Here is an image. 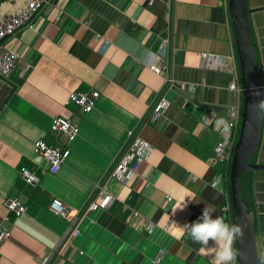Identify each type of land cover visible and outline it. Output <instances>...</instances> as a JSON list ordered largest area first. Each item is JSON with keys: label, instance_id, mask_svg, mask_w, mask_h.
<instances>
[{"label": "crops", "instance_id": "obj_1", "mask_svg": "<svg viewBox=\"0 0 264 264\" xmlns=\"http://www.w3.org/2000/svg\"><path fill=\"white\" fill-rule=\"evenodd\" d=\"M27 2L0 0V17ZM248 6L255 59L263 71L264 0H248ZM167 14L171 75L184 90H167L169 106L162 118L141 126L164 87L150 68L162 64L157 36L166 33ZM7 50L19 58L10 77H0V226L9 235L0 242V264L46 259L49 264H216L214 246L201 251L189 235L177 239L171 220L191 224L208 202L216 207L212 218L221 216L231 225L221 210L226 196L209 185L219 169L210 163L213 147L224 133L227 109L236 102L228 86L239 74L228 0H50L31 27L0 44V55ZM201 53L220 62L203 69ZM26 64L30 68L22 74ZM75 92L97 93L95 107L88 113L79 110L69 101ZM261 113L256 165H264V108ZM57 118L70 120L77 136L53 174L33 144H66L65 137L50 130ZM135 129L152 150L124 185L106 173ZM21 168L38 175L36 187L21 180ZM98 182L114 202L88 213L78 235L62 242L69 222L49 211V201H62L72 208V217ZM239 190L250 203L261 253L264 170L243 174ZM7 199L26 206L25 213H9L3 205ZM184 203L187 207L180 210ZM125 205L140 217L131 220Z\"/></svg>", "mask_w": 264, "mask_h": 264}, {"label": "built area", "instance_id": "obj_2", "mask_svg": "<svg viewBox=\"0 0 264 264\" xmlns=\"http://www.w3.org/2000/svg\"><path fill=\"white\" fill-rule=\"evenodd\" d=\"M49 2L50 0H28L17 12L0 17V40L12 36L25 27H31L33 17L42 10L44 6L49 4ZM165 30L166 33L164 35L157 36L158 44L156 47V54L159 59H162V64L160 67L150 68L153 73L162 79L164 87L159 97L151 104L148 113L142 120L141 126L148 122L156 123L162 118L165 110L169 106L168 101L164 98V93L167 90L170 89L177 92H183L184 90V86L174 81L171 75L172 63L169 59V54L172 25L170 24L168 14L166 16ZM18 58V54L14 50H7L0 55L1 78L8 79L10 77L11 73L16 68ZM219 58L220 57L214 55L201 53L200 67L203 69H211L214 64L220 62ZM29 68L30 65H24L22 74ZM261 73V77L264 78V70L261 71ZM261 89L264 93V80L263 82L261 81ZM228 90L233 95L236 102L227 109L224 133L220 141L213 147L210 163L214 167H219V171L217 170V172H215L209 185L212 188L219 187L220 191L223 192L222 194L226 196L225 204L221 210L228 216L231 222L232 209L228 192V176L233 148L238 139L241 125L243 89L240 73L237 76H233ZM96 98L97 93L94 92H75L69 95L70 103L84 113L90 112L95 107ZM50 130L52 133L65 137L66 144L64 146H57L49 145L44 141H37L33 144V151L44 159L49 166V171L54 174L67 158L69 152L67 145L77 136V128L70 120L57 118L53 119ZM127 137V141L106 173L107 178L115 179L124 185L128 184L135 177L139 167L148 158L152 150L150 145L141 139L139 129L130 131ZM19 175L21 180L29 187L34 188L39 184V177L32 170L21 168L19 170ZM169 200L171 199L167 198V201ZM113 202L114 197L106 191L104 183L98 182L94 184L93 191L88 197L86 205L81 210L74 211L72 217V208L65 205L62 201L52 199L49 201L47 207L54 215L69 222L68 231L62 239V242H64L78 235V225L88 213L108 209ZM3 205L9 213L15 216H20L26 211V206L19 203L16 199H7L4 201ZM124 208L129 210L131 220L134 221L140 217V214L136 210L127 205H125ZM147 228L152 229L153 225L149 222ZM8 236V233L0 226V242L6 241ZM258 257L260 263L264 264V251L258 253ZM50 260L51 259H46L40 264H49Z\"/></svg>", "mask_w": 264, "mask_h": 264}, {"label": "water", "instance_id": "obj_3", "mask_svg": "<svg viewBox=\"0 0 264 264\" xmlns=\"http://www.w3.org/2000/svg\"><path fill=\"white\" fill-rule=\"evenodd\" d=\"M228 12L232 23L243 89L241 125L229 170L231 225L238 224L243 229L242 238L234 241L235 249L239 251L236 264H261L254 232V215L250 203L242 199L240 195L239 183L243 174L264 170V165L252 163L257 152L262 123V108L260 107L264 101L261 89L262 73L254 54L250 22L251 10L248 0H228ZM4 40L6 37L0 40V44Z\"/></svg>", "mask_w": 264, "mask_h": 264}, {"label": "clouds", "instance_id": "obj_4", "mask_svg": "<svg viewBox=\"0 0 264 264\" xmlns=\"http://www.w3.org/2000/svg\"><path fill=\"white\" fill-rule=\"evenodd\" d=\"M264 108V103L260 105ZM196 198L193 197L189 202ZM215 199V197H213ZM197 203L201 201L196 200ZM205 206L202 210V215L197 221L191 224L179 225L171 220L173 226V235L177 239L183 237L185 234L191 237L192 242L201 245V251H207L210 247L216 248L215 261L216 264H236L239 256L238 249L233 247L234 241L242 238L243 229L238 224L229 225L224 222L223 217L216 216L212 218V214L216 211V207L208 202H204ZM187 207L184 203L182 207L178 206L180 210ZM170 219V218H169ZM212 242L210 246L209 242Z\"/></svg>", "mask_w": 264, "mask_h": 264}, {"label": "trees", "instance_id": "obj_5", "mask_svg": "<svg viewBox=\"0 0 264 264\" xmlns=\"http://www.w3.org/2000/svg\"><path fill=\"white\" fill-rule=\"evenodd\" d=\"M228 189H229V176H228Z\"/></svg>", "mask_w": 264, "mask_h": 264}]
</instances>
